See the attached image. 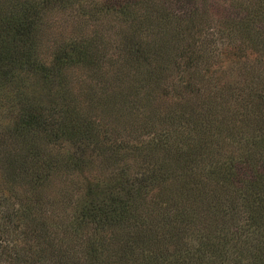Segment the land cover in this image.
<instances>
[{"label": "rangeland", "instance_id": "1", "mask_svg": "<svg viewBox=\"0 0 264 264\" xmlns=\"http://www.w3.org/2000/svg\"><path fill=\"white\" fill-rule=\"evenodd\" d=\"M243 2L246 0H159L148 23L138 24L121 13L108 12L99 0H80L44 11L35 38L40 60L47 67L54 65L59 50L79 44L91 49L94 61L63 67L62 76H51L52 81L47 80L51 83L45 86L33 85L34 73L27 78L19 63L11 68L14 73L0 77V187L18 188L0 192L8 196L6 206L12 211L23 209L27 217L43 212L46 216L39 219L50 220L51 236L60 245L75 246L80 259L86 242L93 239L99 244L110 234L107 224L104 227L82 219L85 203L101 200L105 193L120 187L123 197H132L138 187L147 189L150 185L156 186L154 198L157 194L174 197L181 178L186 179L180 174L183 168H179L185 164L198 171L202 180L198 183L203 190L198 196L202 210L196 214L205 216V209L211 214L222 213L224 208L218 200L222 194L227 199L228 187L213 190L217 187L214 170L218 162L208 154H232L238 137L233 128L242 117L233 110L248 98L256 61L258 67L264 62V32L256 24L242 30L239 22L234 24L225 15L234 7L243 17L247 12L240 8ZM247 4L252 3L247 0ZM141 23L146 24L139 27ZM147 41L151 43L146 45ZM60 79L63 82L57 83ZM28 80L32 86L27 88ZM61 89L75 101L80 115L90 116L100 133L80 143L66 139L51 145L37 133L16 136L20 115L38 102L57 112L55 106H62ZM27 138L43 154L36 160L21 153L19 157L28 160L26 167L44 173L42 159L51 157L53 162L52 173L37 194H32L27 174L14 175V179L7 176L12 171L8 164L23 152ZM209 139L214 145L199 154L189 153L193 147L203 145L205 149ZM159 179L163 181L160 185ZM146 189L130 199L147 198ZM91 190L93 195L88 196ZM223 203L229 212L215 222L224 229L216 231L218 227L206 216L198 225L199 232L196 227L184 235L188 246L177 238L179 247L199 243L198 237L207 228L216 231L217 245L226 246L225 263L232 264V246L242 240L247 247L256 230L242 208L233 217L227 200Z\"/></svg>", "mask_w": 264, "mask_h": 264}, {"label": "trees", "instance_id": "2", "mask_svg": "<svg viewBox=\"0 0 264 264\" xmlns=\"http://www.w3.org/2000/svg\"><path fill=\"white\" fill-rule=\"evenodd\" d=\"M76 1L80 0H0V77L5 78L9 73H14L11 68L19 63L27 78L34 73L33 85L39 86L42 83L45 86L51 83L47 81L52 79L51 76L61 77V70L65 66L93 63L94 56L92 57L90 53L91 49L79 44H70L65 46L67 49L59 50L54 65L47 64L49 67L37 54L35 38L44 11L56 6L67 7ZM158 1L99 0L108 12L121 13L133 24H138V21L148 23V17L155 12L151 9ZM250 1L252 3L249 4L250 6L246 0L243 2L244 7H240L247 11L243 17L234 7L225 15L234 24L239 22L242 30L256 24L264 32L262 26L264 0ZM145 24L141 23L139 27ZM150 43L147 41L146 45ZM252 45L255 46L256 42ZM133 52L136 54V51ZM132 55L135 56L131 53ZM257 64L259 65V62L256 61L253 77L249 78L248 98L244 100L243 106L237 109L238 111L233 110L234 115L242 116L239 119L241 122L239 124L236 122L233 128L236 129L238 136L234 140L236 147L233 146L231 155L212 153V151L208 154L212 160L218 162L214 170L217 187L213 186V190H219L221 186L222 190L224 185L228 187L227 199L222 194L218 200L220 207L224 208L222 213L219 210L216 214H211L205 209L202 211L205 216L200 217V214H196L200 213L201 209L198 196L203 190L198 183L202 184V180L198 178V171L195 173L194 168L185 164L179 168H183L180 174H184L186 179L180 177L181 183L177 185L178 189L175 191L176 196L179 193V197H183V200L176 196L164 197L159 194L154 198L152 191H155L156 186L151 185L147 186V189L138 187L137 194H134L135 197L132 196L136 198L146 189L147 198L142 197L132 201L131 196H122L120 187L116 191L105 193L101 200H88L93 203L90 205L88 202L85 203L82 208V219L89 221L91 219L104 227L107 224L110 227V234L99 244L93 239L86 242L80 251L84 259H80L81 256L76 254L75 246L60 245L51 236L50 226L47 224L50 220L39 219L46 216L43 212L38 216L27 217L23 209L17 208L12 211L10 206L5 204L8 196L0 193V264H226V246L222 243L217 245L216 242L219 240L214 234L224 229L223 225L220 226L215 222V219L223 218L229 212L223 203L225 200L232 209L233 217H236V210L242 208L247 213V222L256 230L253 234L254 239L251 237L250 245L244 247L246 243L241 240V244L232 246L235 247L232 248L234 254L232 264H264V62L260 63V67ZM41 74H44L45 76H42L45 78ZM62 80L56 82H63ZM31 82L28 80L27 88L32 86ZM59 95L62 106L60 103L55 106L57 112L52 113L44 103L37 101L38 105L21 114V122L14 130L15 135L25 138L37 133L40 139L49 145L58 144L66 139L80 143L82 139L95 138L100 130L95 126L94 121L90 120V116L80 115L76 111L77 104L64 90H59ZM206 144L205 149L203 145L198 148L193 147L189 153L199 154L214 145V140L209 139ZM19 153L7 166L9 169L12 168L7 174L8 179H14V175L17 177L18 174L19 176L27 174L32 184V194H37L52 173V158L42 159L43 168L46 169L44 173L41 172L42 170L35 172L26 167L27 158L19 156H22L21 153L30 154L39 160L43 154L42 149L35 148L27 138L23 152ZM162 182L161 180L158 184ZM8 187L7 190L4 186L0 187V192L10 189L15 192L18 189L15 186ZM86 194L92 196L93 192L91 190ZM162 202L166 207H163ZM28 212L32 214L31 211ZM206 216L214 226L218 227L217 230L212 233L206 228L205 232L203 230L201 232L202 238L198 237L199 243L191 247H179L180 242L177 238L184 239L183 242L188 246V240L184 235L189 234L191 230L194 231L196 227L198 231L200 229L198 225ZM202 221H205V218ZM225 236L227 235L224 234L223 237Z\"/></svg>", "mask_w": 264, "mask_h": 264}]
</instances>
